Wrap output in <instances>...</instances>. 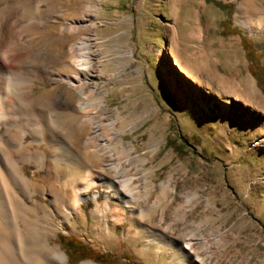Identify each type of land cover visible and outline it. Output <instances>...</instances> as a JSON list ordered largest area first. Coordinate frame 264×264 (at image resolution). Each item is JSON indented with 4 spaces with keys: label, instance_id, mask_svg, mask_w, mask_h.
<instances>
[{
    "label": "rangeland",
    "instance_id": "rangeland-1",
    "mask_svg": "<svg viewBox=\"0 0 264 264\" xmlns=\"http://www.w3.org/2000/svg\"><path fill=\"white\" fill-rule=\"evenodd\" d=\"M262 21L264 0H0V30L11 28L18 47L12 64L0 56L3 68L44 66L29 59L36 51L63 70L79 58L67 53L73 44L91 47L87 81L64 80L57 92L86 108L72 123L61 117V139L114 185L86 193L97 194L99 219L92 200L68 216L72 196L56 213L42 193L46 173L34 163L23 169L35 176L31 200L48 210V240L67 264L63 238L113 264H177L148 250L155 237L192 243L189 264H264V86L255 76L264 75ZM52 89L36 82L34 95ZM25 143L36 155L30 135Z\"/></svg>",
    "mask_w": 264,
    "mask_h": 264
},
{
    "label": "bare ground",
    "instance_id": "bare-ground-1",
    "mask_svg": "<svg viewBox=\"0 0 264 264\" xmlns=\"http://www.w3.org/2000/svg\"><path fill=\"white\" fill-rule=\"evenodd\" d=\"M260 27L263 28L262 23ZM12 32L11 28L0 30V56L9 64H12L13 59L17 60L18 47L12 42ZM21 41L25 45L31 42L26 39ZM90 50L87 40L73 44L67 53L72 55L79 51V58L63 70L48 66L49 55L35 53L36 51L30 52L29 59L41 61L44 66L3 68L0 63V86L3 80L6 81L5 86L0 87V264H67L66 256L52 248L48 240L51 232L46 223L48 210L31 200L34 191L31 184L36 179L35 176L29 178L23 173L26 164L34 163L46 173L48 183L41 187L42 193L49 192L52 209L56 213L59 204L65 205L72 196L74 203L69 207L68 216L77 215L81 204L92 200L96 206L92 214L98 220L101 212L97 194L90 197L86 193L99 184L105 185L108 190L114 186L106 178L97 177L81 160L75 147L65 144L59 135V131L68 129L61 122V117L66 116L71 122L86 108L85 103L71 105L67 96L59 94L57 88L64 80H68L73 86H80L87 81L86 74L91 73L93 65ZM36 82L51 85L54 89L35 97ZM35 104L40 108L46 107L47 112L34 108ZM2 127H5L4 131ZM109 128L113 129V125L110 124ZM27 135L38 145L36 155L30 151L32 144L25 143ZM95 136L98 140H104L99 128L96 129ZM91 145L90 139L84 142L87 149ZM16 155L19 158L16 159ZM63 165L69 169V175L62 170ZM110 168L116 174L121 170V166L115 164L110 165ZM25 196L30 202H27ZM109 199L107 196V200ZM133 199L131 197L129 201ZM129 201H125L124 205L128 206ZM32 204L33 207L30 206ZM108 209L109 205L106 204V214ZM119 219L122 220L123 217L120 216ZM147 243L149 251H160L177 264H189L186 251L191 250L192 243L180 247L160 237L149 239Z\"/></svg>",
    "mask_w": 264,
    "mask_h": 264
},
{
    "label": "trees",
    "instance_id": "trees-1",
    "mask_svg": "<svg viewBox=\"0 0 264 264\" xmlns=\"http://www.w3.org/2000/svg\"><path fill=\"white\" fill-rule=\"evenodd\" d=\"M247 55L249 60L252 61V55L249 50H247ZM255 76L258 78L261 86H264V75L260 77L259 75ZM63 246L65 250L67 251L70 262L73 264H77L81 261L91 259L97 263L101 264H113L114 261L111 259L108 255H100L97 253H94L89 246L82 244L80 241L74 238H63L62 239Z\"/></svg>",
    "mask_w": 264,
    "mask_h": 264
}]
</instances>
